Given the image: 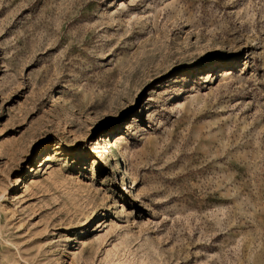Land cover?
<instances>
[{"label":"rangeland","instance_id":"1","mask_svg":"<svg viewBox=\"0 0 264 264\" xmlns=\"http://www.w3.org/2000/svg\"><path fill=\"white\" fill-rule=\"evenodd\" d=\"M0 264H264V0H0Z\"/></svg>","mask_w":264,"mask_h":264},{"label":"bare ground","instance_id":"2","mask_svg":"<svg viewBox=\"0 0 264 264\" xmlns=\"http://www.w3.org/2000/svg\"><path fill=\"white\" fill-rule=\"evenodd\" d=\"M103 142H105V141H103ZM114 145H116V143H114ZM100 148H103V151H106L107 145H106L105 143H103L102 146L100 145V146L97 148L96 155H97L98 158H100V157H102L103 155H105V154H101V152H100ZM103 151H102V152H103ZM104 158H105V157H104Z\"/></svg>","mask_w":264,"mask_h":264},{"label":"snow or ice","instance_id":"3","mask_svg":"<svg viewBox=\"0 0 264 264\" xmlns=\"http://www.w3.org/2000/svg\"><path fill=\"white\" fill-rule=\"evenodd\" d=\"M36 146H37V145H34V147H36ZM68 151H69V152H72V151H74V148H69ZM68 163H69V165L72 164V157H71V156L68 157Z\"/></svg>","mask_w":264,"mask_h":264}]
</instances>
